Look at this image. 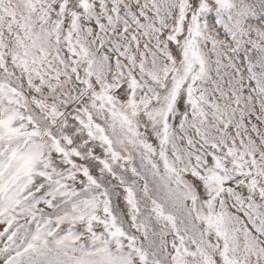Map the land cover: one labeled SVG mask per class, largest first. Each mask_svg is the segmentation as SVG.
<instances>
[{
    "label": "snow or ice",
    "instance_id": "1",
    "mask_svg": "<svg viewBox=\"0 0 264 264\" xmlns=\"http://www.w3.org/2000/svg\"><path fill=\"white\" fill-rule=\"evenodd\" d=\"M0 264H264V0H0Z\"/></svg>",
    "mask_w": 264,
    "mask_h": 264
}]
</instances>
